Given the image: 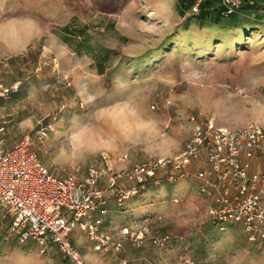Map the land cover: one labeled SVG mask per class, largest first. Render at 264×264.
I'll return each instance as SVG.
<instances>
[{
  "label": "rangeland",
  "instance_id": "374dc122",
  "mask_svg": "<svg viewBox=\"0 0 264 264\" xmlns=\"http://www.w3.org/2000/svg\"><path fill=\"white\" fill-rule=\"evenodd\" d=\"M183 21L175 0H0V92L19 86L0 98L4 148L29 136L53 175L83 177L90 166L106 168L102 155L113 173L176 156L191 136V116L229 130L264 128V26L185 31ZM65 27L76 42L86 38L98 59L69 47ZM111 179L100 183L107 194ZM171 189L177 203L157 199L162 210L131 224L147 229L143 248L125 241L104 255L82 235L72 244L84 263L184 264L188 256L196 264H264L236 228L209 225L192 181ZM9 226L0 208V264L63 263L55 247L41 254L8 238ZM106 233L116 238L114 227ZM164 236L162 247L152 243Z\"/></svg>",
  "mask_w": 264,
  "mask_h": 264
},
{
  "label": "built area",
  "instance_id": "2783aa9c",
  "mask_svg": "<svg viewBox=\"0 0 264 264\" xmlns=\"http://www.w3.org/2000/svg\"><path fill=\"white\" fill-rule=\"evenodd\" d=\"M238 4L236 0H222L226 13ZM196 11L197 5L193 8ZM18 90V84L3 88L0 98ZM189 121L191 136L174 157L147 161L133 166L129 172L113 173L107 164L108 156L102 155L106 168L93 165L83 177L76 172L64 178L53 175L40 161L29 136L5 149V129L1 126L0 208L11 217L8 238L19 245L31 242L41 254L55 247L62 264H85L71 242L75 231L83 233L100 254L119 252L125 241L143 248L147 231L143 227H117L116 238L106 233L109 204L123 205L148 186L178 185L190 180L195 195L205 200L209 220L220 230L227 226L238 228L243 240L264 254V128L249 123L241 130H229L199 116H191ZM44 130L39 132L41 138L45 136ZM125 159L121 156L118 161ZM110 173L111 189L107 194L100 189V183ZM166 240L169 236L154 238L152 243L162 247ZM119 264L127 262L120 260ZM184 264L196 263L186 256Z\"/></svg>",
  "mask_w": 264,
  "mask_h": 264
},
{
  "label": "trees",
  "instance_id": "16d2710c",
  "mask_svg": "<svg viewBox=\"0 0 264 264\" xmlns=\"http://www.w3.org/2000/svg\"><path fill=\"white\" fill-rule=\"evenodd\" d=\"M198 1L199 0H175V10L180 17L184 18L182 27L185 31H187L190 27L194 26L198 29L218 27L224 30H239L241 33H245L247 30L255 27L256 25L262 24L264 26V14L261 13V10L264 9V7H259V4L264 1L254 0L252 3H250L249 0H241L240 4H238V6L235 7L231 13H226L227 9L222 5V0H200L199 2ZM196 5L197 11L193 12V8ZM62 31L64 33L63 41L69 47L74 48L75 52L86 51L87 53H91L92 55H94L95 59H98V56L94 53V49L91 47L86 38H84L82 41L76 42L75 38L69 36L72 34L69 32L68 27L63 28ZM96 67L98 74L101 75L104 73L105 68L102 63L98 62ZM161 186L173 188L176 185L162 184L157 187L148 186L143 193H141L135 198H139L149 190H153L158 187L160 188ZM135 198L125 202L123 205L120 206H116L115 204L110 203L113 204V206H108L107 222L110 220L112 215L124 211L126 205ZM168 199L171 200V202H173L174 200L178 201V199H174L172 196H169ZM209 225L217 231H224L220 230V227L217 224L212 223L211 221H209ZM236 229L239 231L242 238L241 231L238 228ZM246 244L251 246L248 243Z\"/></svg>",
  "mask_w": 264,
  "mask_h": 264
},
{
  "label": "crops",
  "instance_id": "0c3cea01",
  "mask_svg": "<svg viewBox=\"0 0 264 264\" xmlns=\"http://www.w3.org/2000/svg\"><path fill=\"white\" fill-rule=\"evenodd\" d=\"M170 189H171L170 187H167L165 189H163L162 187L156 188L153 190H149L148 192L144 193L139 198H135L134 200H132L126 205V207L124 208V211L111 216L110 220L106 222L104 226V230L107 231L113 227L117 228L121 226H126L124 224H127V225L135 224L134 219L139 217L143 212L144 213H147V212L155 213V212H158V210L159 211L162 210L163 209L162 207L160 208L155 207L152 203L157 199H160L162 203H164L165 201H168L169 196H174L173 194L174 190L172 189L170 190ZM147 201L149 202L147 203ZM112 206L113 204H109V207H112ZM82 235L84 234L79 231H75L71 235V241L75 246L82 239L81 237ZM126 244H129V242H127Z\"/></svg>",
  "mask_w": 264,
  "mask_h": 264
}]
</instances>
